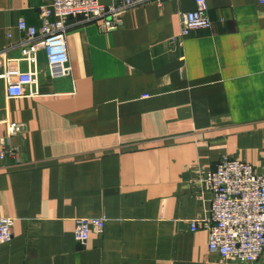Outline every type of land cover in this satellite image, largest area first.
Returning <instances> with one entry per match:
<instances>
[{"label": "crops", "instance_id": "crops-1", "mask_svg": "<svg viewBox=\"0 0 264 264\" xmlns=\"http://www.w3.org/2000/svg\"><path fill=\"white\" fill-rule=\"evenodd\" d=\"M51 1L0 0V50ZM207 3L213 26L185 36L194 0H149L116 31L70 17L72 75L51 76L40 45L36 97H8L0 59V139L15 152L0 156V217L15 219L0 264H246L189 223L209 215L196 179L221 158L264 173V4ZM88 216L107 221L82 247Z\"/></svg>", "mask_w": 264, "mask_h": 264}, {"label": "built area", "instance_id": "built-area-1", "mask_svg": "<svg viewBox=\"0 0 264 264\" xmlns=\"http://www.w3.org/2000/svg\"><path fill=\"white\" fill-rule=\"evenodd\" d=\"M149 0H120L105 5L99 0H52L41 8L40 27L18 21L23 37L16 45H7L0 50V59L5 63L4 76L9 98L36 97L40 93L39 83L42 69L39 66V48L42 45L47 56L48 67L53 77L72 75L71 55L67 32L70 17H79L82 23L97 22L104 31H116L124 23L126 14L134 7ZM161 1V0H160ZM197 8L181 15V36L199 29L211 28L207 0H194ZM264 4V0H259ZM11 36L9 35V38ZM17 47L18 57L9 52ZM25 66V68H24ZM23 123L9 122V135L23 132ZM0 156L15 155L14 149L0 139ZM201 193L208 194L209 215L204 220H190L192 231L207 227L209 248L217 250L228 260L255 264L264 256V173L253 165L240 160L223 157L215 169L197 177ZM74 236L77 243L85 247L91 231L102 233L106 217H79ZM15 219L0 217V245L12 238Z\"/></svg>", "mask_w": 264, "mask_h": 264}]
</instances>
